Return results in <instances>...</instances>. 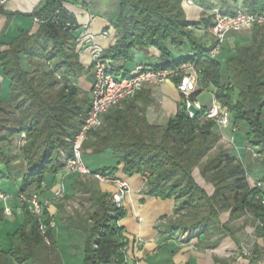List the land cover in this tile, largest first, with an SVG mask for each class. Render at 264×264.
Here are the masks:
<instances>
[{"label": "trees", "instance_id": "trees-1", "mask_svg": "<svg viewBox=\"0 0 264 264\" xmlns=\"http://www.w3.org/2000/svg\"><path fill=\"white\" fill-rule=\"evenodd\" d=\"M118 1L120 12L113 24L118 38L110 48L112 54L106 53L112 62L130 59L131 50L137 46L155 47L161 52L168 62L156 68L196 60L202 71L195 95L212 85L215 97L229 108L233 126L246 128L248 149L264 154V27L250 29V42L237 45L224 59L228 73L224 79L221 56L212 58L209 54L214 41L207 46L194 31V27L208 26L212 21L189 20L182 0ZM235 1L199 0V3L233 14L235 9L230 4ZM259 3L244 0L243 6L264 14V2ZM32 16L39 19L37 31L20 32L0 52V67L9 80L11 97L9 101L3 100L0 86V179L13 174L22 176L20 192H29L33 186L39 190L50 174L59 171L62 161L72 155L70 139L85 120L91 101L76 82L85 68L77 51L75 32L79 23L75 15L65 7L64 0H46ZM170 44L189 50L174 60ZM23 55L30 63L43 59L53 64L38 78L35 71L24 69ZM139 98L138 91L124 99L104 115L101 127L89 133L83 145L84 155L110 151L118 160L114 167L92 169L93 174L115 176L122 164L126 175L145 177L148 195L174 198L175 219L167 224L161 219L158 224L166 239H175L184 232L189 237L201 232L204 234L201 243L206 247H215L225 236L236 241L230 222L220 220L226 211L230 213V221L250 212L256 221V235L264 239V188L249 181L253 169L222 148L205 160L212 144L221 138L212 130L215 122L206 119V109L190 118L179 103L178 112L167 125H156L147 118L146 100L141 105ZM23 133L25 142L19 146ZM18 159L25 167L21 168ZM258 165L263 175L257 181L263 183L264 158H258ZM196 167L205 181L214 186L212 194L197 182ZM77 175L71 184L73 194H65L64 200L77 199L81 204V210L70 218L74 222L77 217L75 223L85 233L84 264H124L125 234L120 220L126 216V209L112 202V194L100 189L94 175ZM60 207L63 209L64 205ZM23 208L25 223L9 236V250H0V264H11V258L16 264H40L41 249L53 244L50 228L53 216L47 207L40 219L27 206ZM42 224L47 226L45 233L41 231ZM213 235L218 236L215 241L211 240ZM239 248L243 254L242 247ZM246 257L250 264L260 263L264 247L255 245Z\"/></svg>", "mask_w": 264, "mask_h": 264}, {"label": "crops", "instance_id": "crops-1", "mask_svg": "<svg viewBox=\"0 0 264 264\" xmlns=\"http://www.w3.org/2000/svg\"><path fill=\"white\" fill-rule=\"evenodd\" d=\"M46 0H6L1 3L0 0V52L9 47V43L13 41L22 31L35 33L39 28V24L35 22L32 13L41 8ZM193 4H188L182 0V6L186 17L189 20H200L206 18L212 21L211 9L200 5L199 0H192ZM244 0H236L232 2L231 7L236 9L243 6ZM262 4L264 0H259ZM65 7L73 13L79 23V29L75 32L78 39L77 51L79 52L80 62L85 68L83 73L76 81L77 84L87 92L88 97H91V88L94 81V74L90 64V46H102L106 53L112 54L110 48L116 43L118 35L114 27L119 16V1L118 0H64ZM244 7V6H243ZM204 24L199 25V31ZM194 28V29H195ZM205 29V28H204ZM108 30L109 38H104L101 34ZM236 33V32H235ZM228 35L227 39L231 35ZM86 34H91L94 37L91 41H86L82 38ZM207 38L204 34H196L197 38L205 45H211L213 38L207 33ZM82 38V40H81ZM226 39V40H227ZM227 44V42H226ZM222 48L220 55L222 59L230 56L233 50H229L227 45ZM174 54V60L186 55L187 49H176L173 45H169ZM224 53L226 54L224 56ZM130 59L114 60L116 64L130 73L136 65L143 64L146 66H158L168 61L164 60L161 52L155 47H135L131 50ZM22 65L29 72L35 71L38 78L43 70L49 69L53 62L43 59H35L30 63L25 55L22 57ZM0 86L3 89V100H10L9 80L5 77L2 67H0ZM206 90V89H205ZM141 105L147 102V118L151 123H161L155 116H163L168 114L174 116L179 110L181 101V93L177 90L173 82H166L161 85H146L139 90ZM203 92V91H202ZM201 92V93H202ZM211 94L214 92L210 91ZM200 93V94H201ZM199 94V95H200ZM198 95V97H199ZM206 105V104H204ZM208 106V105H206ZM91 155L89 163H86L91 169L110 168L118 165V160L114 158L110 151L103 154H88ZM243 161L241 156H236ZM63 162V161H62ZM17 163L21 168L25 167V163L18 159ZM94 163L96 167L91 164ZM3 167V165H1ZM77 173L67 174L62 163L61 168L56 174H50L44 181V185L38 191L44 199H48L50 204L47 206L48 212L53 216L55 227L52 231L53 244L44 246L41 249L39 256L40 264H70L71 255L69 250L74 246L73 242L79 240L84 242L85 233L77 226L78 218H74V222L70 218L72 215H77V210H81V204L74 200H64L53 198V187L62 181L65 183V194L71 195L73 191L71 184L78 177ZM120 178L125 179L129 184V192L125 198L124 208L127 211L126 216L120 220V224L124 227V234L131 241L137 238L142 239L140 245V259L142 264H246L250 260L243 254H240V248L244 247L246 241L250 238L247 235H252L250 225L243 224L239 218L230 221L229 211L223 212L220 215V220L223 223L230 222L233 226L236 236V241L230 236L223 237L215 247H206L203 242L204 234L197 232L188 240L178 241L175 239H166L161 232L163 228H158V224L163 219V223H168L174 220L175 200L162 199L160 197L148 195V187L146 179L141 174L126 175L123 172L122 164L119 165L117 174ZM201 180L197 182L209 193L212 194L214 186L208 183L200 176ZM22 176L13 174L11 177L0 179V193H4L5 197L0 198V250H9V236L13 234L21 225L25 223V211L23 204L18 198L21 188ZM99 187L102 191L113 193L115 185L112 183H100ZM35 191L34 186L29 192ZM64 205V208L60 207ZM73 205V206H72ZM77 219V220H75ZM77 222V223H75ZM236 225V227H235ZM238 229V230H237ZM163 230V231H160ZM62 236L69 240L68 247L59 246ZM251 241L253 246L264 245V239L255 235ZM217 235L211 236V240L215 241ZM73 249V248H72ZM244 251V250H243ZM84 253V250H83ZM236 258V262H234ZM225 261V262H223ZM11 264L16 262L11 258ZM28 264V262L26 263Z\"/></svg>", "mask_w": 264, "mask_h": 264}, {"label": "built area", "instance_id": "built-area-1", "mask_svg": "<svg viewBox=\"0 0 264 264\" xmlns=\"http://www.w3.org/2000/svg\"><path fill=\"white\" fill-rule=\"evenodd\" d=\"M6 0H1L4 3ZM188 4H193L192 0H184ZM212 22L205 25L204 28L208 34L213 38L214 46L210 50L212 58L217 57L221 51L224 43L231 33H239L245 30H250L253 27H264V14L246 10L243 6L235 9L233 14L224 13L220 8L211 9ZM35 22L39 23V19L34 17ZM104 38L110 37L108 30L101 34ZM95 36L86 34L82 38L86 41H91ZM81 38V40H82ZM90 48V64L92 66L94 81L91 88L90 108L88 114L83 121L80 129L74 133L70 139L72 144V155L63 161V165L67 174L77 173L84 176L94 175L100 183H112L115 185V190L112 193L111 200L118 207L124 208L125 198L129 192L128 182L118 176H108L102 173H94L92 169L86 164L84 160V142L87 140L89 133L101 127L103 124L104 115L119 105L124 99L134 96L141 88L146 85H161L166 82H173L177 90L181 93V109H183L190 118H194L197 111L205 110L206 119L213 120L215 126L224 129L236 127L233 126L231 112L225 104L223 105L212 93L211 103L206 106L195 95L198 91V83L201 74V67L196 60H186L182 63L164 67L156 68L154 66H146L138 64L128 73L123 67L112 62L111 58L106 54L104 48L99 45H92ZM193 55L194 52H190ZM19 146L25 142V134L23 133ZM255 184L261 186L260 181H255ZM44 185V183L42 184ZM53 198L61 199L65 195V183L59 181L53 187ZM5 194L0 193V198H4ZM18 198L21 203L28 207L29 211L41 218L45 206L50 202L44 199L38 191L33 192H19ZM55 227L54 219L50 223V228ZM42 233H45L47 226L41 225ZM163 231V230H160ZM189 234L184 232L179 234L175 240H188ZM125 244L122 251L125 255L124 264H142L140 259V245L141 238L131 241L125 236ZM251 252H245L244 255H249Z\"/></svg>", "mask_w": 264, "mask_h": 264}, {"label": "rangeland", "instance_id": "rangeland-1", "mask_svg": "<svg viewBox=\"0 0 264 264\" xmlns=\"http://www.w3.org/2000/svg\"><path fill=\"white\" fill-rule=\"evenodd\" d=\"M204 27V26H203ZM195 28V27H194ZM202 31H199V28H195L194 31L196 34H204V36L207 38V31L204 28H201ZM251 34H252V30H245L239 33H235L233 35H231V37H229V40L227 39L224 43V46L227 42V47L229 50H235V47L237 45H241V44H245V43H249L251 40ZM223 46V47H224ZM174 54H177L175 51L173 52ZM219 54L217 55V57H219ZM226 54L224 53V56ZM222 70H221V74L223 76L224 79H226L228 77V73L226 71V67L224 65L225 60L222 59ZM211 90H213V86L210 85L208 88H206V90H203V92L199 95L198 99L206 105H209L211 103V99H212V94H211ZM161 123V125L165 126L169 123V121L172 119V116H169L168 114L163 115V116H159L156 114L155 116ZM262 121L264 124V113H263V117H262ZM212 130L214 133L219 134L220 135V139L218 141H216V143L212 144V147L207 155V157L205 158V160L207 158H209L210 156L215 155L216 153H218L221 148L228 150L231 154L235 155V156H241L242 158V162L249 167V169H253V172L250 176H249V181L251 182V184H255V181L260 180L262 175H263V170L261 167H259L258 165V158H264V154H259L256 153V151H252V149H248V138H247V131L246 128L244 126L239 127L238 129H236L235 131H233V129L230 128H224V129H220L216 126L212 127ZM209 156V157H208ZM91 157V155L85 154L84 155V160L86 163H89V158ZM241 160V159H238ZM91 164V163H90ZM93 167H96L94 163L91 164ZM194 176L197 179L201 180L200 176V171L199 168L196 167L194 170ZM261 188H264V182L261 185ZM63 199V198H62ZM76 201L75 203H77L78 205V200H74ZM73 206V205H72ZM240 222L243 224H248L250 225L251 228V234L252 235H247L248 238H250L249 240H247L244 245V247L242 248V252H248V251H252V249L254 248L253 243L251 241V237L252 239L254 237H256V232H255V226H256V221L254 220L252 214L250 212H247L246 214H243L240 218H239ZM236 227V225H235ZM238 230V229H237ZM84 242H79V240H75V242H73V249L71 248L69 250V252H71V255L68 257L70 259V264H84ZM69 244V240L67 239V237L62 236V239L60 240L59 246L62 247H68ZM261 247H264V245H262ZM244 250V251H243ZM242 255L238 253V258H240ZM264 262V257H263V261ZM258 263V264H261ZM246 264H249V262H246ZM263 264V263H262Z\"/></svg>", "mask_w": 264, "mask_h": 264}]
</instances>
